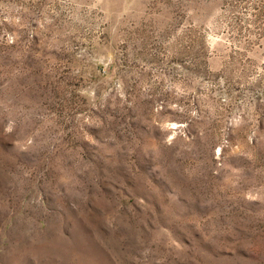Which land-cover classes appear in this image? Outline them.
Returning <instances> with one entry per match:
<instances>
[{"label":"rangeland","instance_id":"1","mask_svg":"<svg viewBox=\"0 0 264 264\" xmlns=\"http://www.w3.org/2000/svg\"><path fill=\"white\" fill-rule=\"evenodd\" d=\"M0 264H264V0H0Z\"/></svg>","mask_w":264,"mask_h":264}]
</instances>
